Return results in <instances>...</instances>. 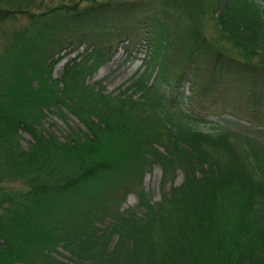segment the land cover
Returning a JSON list of instances; mask_svg holds the SVG:
<instances>
[{
	"label": "trees",
	"instance_id": "obj_1",
	"mask_svg": "<svg viewBox=\"0 0 264 264\" xmlns=\"http://www.w3.org/2000/svg\"><path fill=\"white\" fill-rule=\"evenodd\" d=\"M52 2L0 0L27 21L0 30V264H264V0ZM135 40L125 88L88 84Z\"/></svg>",
	"mask_w": 264,
	"mask_h": 264
},
{
	"label": "rangeland",
	"instance_id": "obj_2",
	"mask_svg": "<svg viewBox=\"0 0 264 264\" xmlns=\"http://www.w3.org/2000/svg\"><path fill=\"white\" fill-rule=\"evenodd\" d=\"M61 0H47L48 3H58ZM70 0H65V2H69ZM27 21H22L19 24H13L6 22L4 25L0 26L1 29H11L18 28L19 26L26 25ZM205 29L207 30L208 34L213 35L216 34V25L212 21H210L209 16L207 17L206 21L204 22ZM129 43V44H128ZM7 41L3 40L2 33L0 32V54H3L4 47L6 46ZM129 45V46H127ZM143 44L137 43V40L132 42H122L120 43L119 47L114 50L113 58L111 61L103 66L96 74H94L91 78L88 79V84L94 83H101V85L105 88L106 93H119V89L121 87H126L129 83L128 80L136 73V71L142 66L143 60L146 58L147 53H145L146 48L142 47ZM131 49V50H130ZM83 50L75 53L61 63H59L54 71L53 77L59 78L60 75L63 73L64 65L68 60L81 55ZM254 60H260L257 57ZM123 89V88H122ZM226 118L228 117L224 113H220L218 116H215V120L218 118ZM229 118V117H228ZM45 128L54 132L60 139H64L69 131L78 130L86 131L83 124L72 114H69L68 117L61 118L59 115L55 113H49L44 120ZM22 145L24 147L28 146V141H32L31 136L26 132H22ZM162 170L155 166L151 171H148L144 177L143 185L152 198L153 201H160L161 200V184H162ZM184 180V177L181 173L178 174L176 179V185H180ZM17 185H20L19 183ZM170 187L168 184L167 188ZM138 204V198L135 194H130L127 200L124 202L122 209H127L129 207H135ZM64 252L63 250H61ZM67 254V253H65ZM21 264V263H18Z\"/></svg>",
	"mask_w": 264,
	"mask_h": 264
}]
</instances>
